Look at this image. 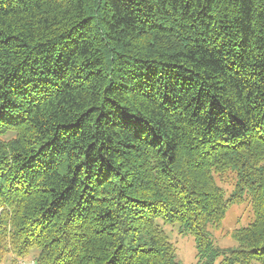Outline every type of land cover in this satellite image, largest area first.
<instances>
[{"label":"trees","instance_id":"16d2710c","mask_svg":"<svg viewBox=\"0 0 264 264\" xmlns=\"http://www.w3.org/2000/svg\"><path fill=\"white\" fill-rule=\"evenodd\" d=\"M159 221L264 264V0H0V264H181Z\"/></svg>","mask_w":264,"mask_h":264},{"label":"rangeland","instance_id":"374dc122","mask_svg":"<svg viewBox=\"0 0 264 264\" xmlns=\"http://www.w3.org/2000/svg\"><path fill=\"white\" fill-rule=\"evenodd\" d=\"M218 182L229 191L231 190V179L225 177L223 180L217 178ZM253 219L251 206L248 204H235L227 211L223 225L219 229H211L212 238L221 247H234L237 242L233 238V231L247 225ZM161 228L168 234L170 241L176 249L177 260L181 264H197L196 242L192 235L180 233L178 224L163 223L159 221ZM36 253L27 257L12 261L9 258L4 264H35ZM219 261L216 262L218 264Z\"/></svg>","mask_w":264,"mask_h":264}]
</instances>
